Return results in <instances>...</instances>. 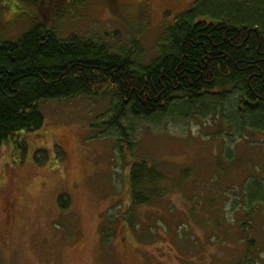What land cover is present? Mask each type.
I'll return each instance as SVG.
<instances>
[{
    "label": "rangeland",
    "instance_id": "obj_1",
    "mask_svg": "<svg viewBox=\"0 0 264 264\" xmlns=\"http://www.w3.org/2000/svg\"><path fill=\"white\" fill-rule=\"evenodd\" d=\"M76 1L0 0L1 41L42 23L62 40L104 42L117 54L136 47L135 62L148 65L165 28L199 0H150L146 11L149 0ZM115 105L113 97L42 102L43 128L2 147L0 264H239L247 251L245 184L264 183V133L238 136L203 111L162 113L155 123L127 116L132 158L165 164L161 171L178 184L131 218L130 168L120 134L107 126ZM252 222V258L264 264V208Z\"/></svg>",
    "mask_w": 264,
    "mask_h": 264
},
{
    "label": "trees",
    "instance_id": "obj_2",
    "mask_svg": "<svg viewBox=\"0 0 264 264\" xmlns=\"http://www.w3.org/2000/svg\"><path fill=\"white\" fill-rule=\"evenodd\" d=\"M261 15L264 0H199L165 28L159 53L148 65L135 62L136 47L117 54L104 42L76 36L62 40L42 23L15 41L0 39V150L20 132L43 128L42 102L113 97L107 126L120 134V151L130 168L127 213L132 218L134 210L161 201L178 184L161 171L165 164L132 158L134 142L122 122L127 116L155 123L162 113L188 117L203 111L226 119L238 136L264 133ZM234 97L233 111L227 113ZM17 143L25 151L24 143ZM245 196L246 222L240 225L248 235L247 251L239 264H255L250 236L254 210L264 208V183L245 184ZM65 201L61 195V209L68 208Z\"/></svg>",
    "mask_w": 264,
    "mask_h": 264
},
{
    "label": "flooded vegetation",
    "instance_id": "obj_3",
    "mask_svg": "<svg viewBox=\"0 0 264 264\" xmlns=\"http://www.w3.org/2000/svg\"><path fill=\"white\" fill-rule=\"evenodd\" d=\"M149 2H150V0H149L148 2H144V3H143L142 8H143L144 10H145V8L147 9V8H149V7L151 6V4H150L151 2H150V3H149ZM145 11H146V10H145ZM148 14H149V13H148Z\"/></svg>",
    "mask_w": 264,
    "mask_h": 264
}]
</instances>
